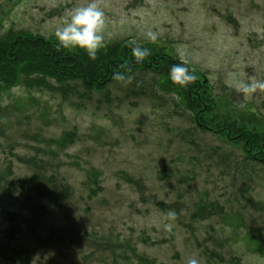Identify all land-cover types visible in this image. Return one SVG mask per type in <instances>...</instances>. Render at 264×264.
I'll list each match as a JSON object with an SVG mask.
<instances>
[{
  "label": "rangeland",
  "instance_id": "rangeland-1",
  "mask_svg": "<svg viewBox=\"0 0 264 264\" xmlns=\"http://www.w3.org/2000/svg\"><path fill=\"white\" fill-rule=\"evenodd\" d=\"M84 3L87 0H0V20L16 40L28 34L50 40L48 50L62 58L66 49L55 47V28L66 10ZM104 11V44L119 43V51L128 53L129 41L136 40L153 54L164 52L174 60H179V47L197 76L192 83L196 93L210 98L201 117L213 125L242 119L264 136V93L245 102L235 88L238 81L253 76L264 80V0H104ZM149 30L159 33L155 42L145 38ZM19 31L23 33L17 35ZM39 53L40 49L24 52L18 64L23 62L29 70L40 61ZM57 67L52 66L48 75ZM134 70L126 73L134 77L130 84L109 85V99L97 95L87 101L75 91L61 95L52 84L46 86L49 92L19 87L1 97V106L16 100L30 117L22 127L38 133L40 142L31 145L47 148L51 139L64 133L69 139L73 136V143L63 149L48 148L57 154V174L74 193L72 206L55 217H40L38 225L54 224L61 233L71 227L73 236L87 232L98 243H113L117 253L128 255L116 264H186L191 256L199 264H264V166L250 167L238 149L196 130L179 92L152 91V72L133 74ZM252 111L259 120L250 118ZM14 153L30 151L20 143L9 153L4 143L0 165L11 162L19 173L23 167ZM93 167L101 172L95 191L85 185ZM126 176L136 183H127ZM170 211L176 213L174 221L167 218ZM10 212L27 217L21 206L0 199V264H27L12 259L3 246ZM168 223L171 231L165 230ZM27 238L33 247L35 238L31 233ZM83 244L73 251L63 238L54 250L37 254L42 263L53 257L64 264H103L100 245ZM36 255L30 256V264Z\"/></svg>",
  "mask_w": 264,
  "mask_h": 264
},
{
  "label": "trees",
  "instance_id": "trees-1",
  "mask_svg": "<svg viewBox=\"0 0 264 264\" xmlns=\"http://www.w3.org/2000/svg\"><path fill=\"white\" fill-rule=\"evenodd\" d=\"M227 19L230 22L232 21L230 17H227ZM3 20V18L0 20V99L3 95H7L13 89L19 87L26 89L28 92H30L29 89L33 88L49 92L52 91L47 88L49 84H52L56 92L61 95L75 91L76 93H81L87 101H91L97 95L103 96L102 98L104 99H109L107 98L109 85L116 82L113 80L115 72L121 71L126 74L128 70L135 69L133 71L134 74L142 72V69H146V71H151L156 77L155 84L151 88L152 91L156 89L180 93V97L185 102L190 120L196 130L202 133H211L233 149H238L242 154L243 161L250 167L254 163L264 166V136L261 133L255 132L256 127L251 128L243 123L242 119L240 121L232 120L229 124L218 122L216 125H213L211 122H206L199 112L203 109L204 103L210 102L209 95L202 96L204 92L202 94L200 92L196 93V84L181 87L169 79V68L171 65L179 63V60L163 56L164 52L153 54V51L148 46H141L142 48L150 49L151 54L145 57L142 62H137L131 53L130 46L127 45L128 53L121 52L119 51L121 49L118 46L119 43H113L112 45L111 43L104 44L101 51L97 52L95 60L90 59L85 50L80 48H72L71 54V50L66 49L60 55L63 56L62 58L59 56L54 58V53L56 52L53 49L51 51L48 50L49 46L52 45L49 43L50 40L40 36L30 37L28 33H25L28 35L23 39L21 37L20 40H16V36L13 33H8L9 30L5 31L4 23L1 22ZM4 31L6 34L2 35ZM22 33L19 31L17 35H21ZM42 45L45 46L41 48ZM55 47L58 46L56 45ZM17 49L20 50L17 51ZM39 49V54L41 55L40 61L31 64L29 70H25L23 62L20 65L18 64L20 58V61H23L24 52L34 53ZM126 54L130 55L129 59H126L128 58ZM59 59H62V63L56 64V61ZM125 62L129 63L128 67L125 66ZM54 65H57L59 68L57 67L54 73L52 72L48 75V72L51 71V67ZM49 67L50 69L48 70L47 68ZM225 90H229V94L236 95L234 91L228 88H225ZM204 97L206 98L205 100ZM17 105L16 100L11 101L7 106L0 105V147L4 143L7 144L10 153L12 145L23 143L30 151V154L20 155V153H14L15 161L23 167L19 173L13 170L11 162L6 165H0V199L9 200L21 206L26 212L27 217L23 215L19 217L15 213H8L6 218L9 226L4 233L5 244L3 245L6 252L15 261L25 260L27 264H30V256L54 250L62 243L63 238L67 240L69 248L72 250L80 249L81 245H84V242L92 241L94 245H100L103 264H116L119 259L127 255V252L117 253V246L115 244L109 243L107 240L105 243H98L96 239H93L95 235L91 237V234L87 232L80 237L73 236V229L71 227L65 228V232L61 233L59 232L60 229L55 228L54 224L48 228H41L38 225L39 222H42L40 217H55L53 214L63 213L62 209L72 206L74 193L70 184L66 180H63L60 174H57L55 170L58 169V165L55 164L57 154L48 148L55 145L57 148L63 149L66 143H73L71 139L73 136L69 139L66 135L67 133H64L57 140L51 139L47 141V148L31 145L30 143H40L39 135L38 133H29L24 130L25 128L22 127V124L28 125L27 119L30 117L26 116V113L22 112L21 107H17ZM252 116L257 117L254 111L251 112L250 118ZM44 150L46 152L42 155ZM89 171L92 173L87 175L85 185L89 190L95 191L97 189L94 186L95 180L101 172L97 171L94 167L90 168ZM126 178L127 183H136L132 181L131 177L126 176ZM20 219H23V221ZM71 221L74 223L73 219ZM80 222L85 221L80 219ZM23 225H25L26 230H24ZM29 233L35 238L36 243L33 247L36 246L37 249H34L31 242H28L27 236ZM85 236L88 239H85ZM114 246L116 247L114 248ZM28 247L29 249H27ZM127 249L132 255H136L134 249L130 246H127ZM104 251H107V254H103ZM93 256L94 253L87 255L89 259ZM42 264L64 263H60L51 257ZM72 264H79V262H73Z\"/></svg>",
  "mask_w": 264,
  "mask_h": 264
},
{
  "label": "clouds",
  "instance_id": "clouds-1",
  "mask_svg": "<svg viewBox=\"0 0 264 264\" xmlns=\"http://www.w3.org/2000/svg\"><path fill=\"white\" fill-rule=\"evenodd\" d=\"M107 23L104 0H87V3L69 8L64 13L62 23L54 31V36L58 41V48H80L85 50L90 59L95 60L97 52L105 43ZM158 37L159 33L157 31L149 30L145 33V38L150 42H155ZM129 46L137 62H142L145 57L151 54L150 49L142 48L136 40L129 41ZM177 53L180 62L171 65L169 68V79L176 85L187 87L197 80V76L190 71L189 61L185 59V54L179 47L177 48ZM133 79V76L126 75L121 71L113 74V80L125 84H130ZM235 88L243 94L246 102L257 92L264 93V80L253 76L248 81H238ZM243 106L244 104L241 103L240 107ZM167 218L170 221H174L176 213L174 211L168 212ZM164 227L165 230L171 231L173 225L168 223ZM47 258L46 256L44 259L46 260ZM32 264H42L39 254L33 258ZM186 264H199V260L195 256H191L187 258Z\"/></svg>",
  "mask_w": 264,
  "mask_h": 264
}]
</instances>
